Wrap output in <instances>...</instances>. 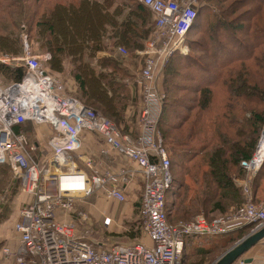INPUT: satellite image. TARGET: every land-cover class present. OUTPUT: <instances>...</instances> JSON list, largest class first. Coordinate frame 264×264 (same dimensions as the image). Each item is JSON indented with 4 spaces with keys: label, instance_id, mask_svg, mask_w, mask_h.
<instances>
[{
    "label": "built area",
    "instance_id": "1",
    "mask_svg": "<svg viewBox=\"0 0 264 264\" xmlns=\"http://www.w3.org/2000/svg\"><path fill=\"white\" fill-rule=\"evenodd\" d=\"M138 1L156 20L142 50L143 66L133 79L143 102L137 138L121 131L97 109L66 94L63 80L47 65L50 51L33 54L25 43L21 57L0 54L1 63L26 67L21 81L6 86L0 83V165H8L30 195L15 224L17 247L1 248L9 264H183L190 239L226 235L247 224H254L253 230L264 226V200L254 203L252 198L212 220L199 214L191 220L169 222L167 196L174 178L159 130L166 98L159 81L173 56L189 53V33L197 9L207 0ZM120 51L125 54L127 49L121 46ZM29 122L43 132V144L32 141L24 128L15 129ZM84 130L103 138L107 147L102 153L115 151L130 158L143 174L140 226L151 244L112 245L94 237L93 218L79 203L99 190L110 201L126 202L121 184L126 185L135 172L96 170L95 161L79 154ZM257 154L251 163L244 162L247 167L261 165V147ZM105 218L107 229L112 221Z\"/></svg>",
    "mask_w": 264,
    "mask_h": 264
},
{
    "label": "trees",
    "instance_id": "2",
    "mask_svg": "<svg viewBox=\"0 0 264 264\" xmlns=\"http://www.w3.org/2000/svg\"><path fill=\"white\" fill-rule=\"evenodd\" d=\"M228 1L230 0H207L197 9L198 15L189 33L190 48L193 50L198 46L206 56L211 57L212 61L203 57L199 59L191 54L187 56L178 54L172 57L165 68L166 98L159 123L164 140L173 136L174 140L168 143L175 145V155L188 161L197 160L195 163H198L199 172V167L203 164L207 166L203 172L206 187L202 192H198L193 202L194 207H197V204L201 205H198L197 213L201 207L209 219L216 213H226L230 207H237L245 202L243 187L238 184V180L240 181V176L245 177L246 170L242 168L243 166L240 167V164L252 160L258 133L264 127V113L258 108H252L254 116L247 119L244 113L249 109L243 105L244 102L251 105L254 102L263 103L264 85L252 81V68L236 67L237 64H243L245 60L255 57L257 58L255 67L260 71L264 70V0H233L230 6L224 8L223 4ZM213 3L218 5V12L215 10L214 13H208L211 18L208 22L209 27L205 28V20L209 16L207 12ZM248 6L251 7L245 10L247 12L238 14L237 11ZM150 12V9L138 0H0V54L21 57L24 54V45L28 43L31 50L36 48L51 51L50 65L57 71L64 72L66 69L64 60L70 61V75L74 79L75 91L68 92L67 87L72 88L66 85L67 81H63L65 93L100 110L105 116L114 118L118 127L123 129L121 131H128L125 116L129 107L133 106V109L138 107V102H133L136 99L134 88L137 87L133 85L131 88L130 83L126 82L131 74L123 60L110 57L96 58V53L105 48L121 46L126 49H143L145 41L155 28ZM195 30L203 33L206 46L198 41H192V32ZM249 38H253L254 43L253 48L247 52L245 40ZM244 50L245 55L240 54ZM182 68L189 73L182 75L179 72ZM25 73L24 64L6 65L0 62V74L5 78L6 84L21 81ZM262 73L264 78V72ZM172 79H180L181 82L178 81L179 83L171 86ZM188 88L196 93L194 101H189L193 102L194 106L186 104L184 97L180 96L179 99L176 97L178 90L185 91ZM219 91L222 92V98H219L224 103L222 106L224 112L219 113V117L214 120L203 121L204 114L206 115L214 105L217 106ZM198 107L202 111L198 112L199 116L190 126L191 130L188 133L200 139L211 138L210 145L205 147H199L189 139L181 140L174 136L175 132L181 130L182 125L193 117L189 111ZM180 108L183 110L178 111ZM135 112L136 118L138 112ZM170 115L180 118L181 124L171 126L168 123ZM25 125H17L15 129L28 130ZM168 127L171 130H168ZM207 131L208 134L211 131V134L205 135ZM206 147L207 150L203 153L195 151ZM0 167L2 170L5 167L9 168L4 164ZM238 169L240 174H237ZM197 171L193 174L194 179L199 178L200 174ZM258 174L259 172L254 177H258ZM173 182L175 183L174 180ZM172 189L174 187L169 191ZM140 205V202L135 204L137 213ZM171 207L168 202L169 220L172 214ZM9 215L8 210L1 211L0 222L7 221ZM126 222V227L130 230L118 235L122 239L128 241L143 234L140 222L137 220ZM178 222L173 221L174 224ZM254 226L242 225L228 233L231 235L224 244H217L214 247L190 248L189 243L195 240L191 239L186 243L183 264H210L214 259V252L235 243L251 232ZM0 264H9L2 254Z\"/></svg>",
    "mask_w": 264,
    "mask_h": 264
},
{
    "label": "rangeland",
    "instance_id": "3",
    "mask_svg": "<svg viewBox=\"0 0 264 264\" xmlns=\"http://www.w3.org/2000/svg\"><path fill=\"white\" fill-rule=\"evenodd\" d=\"M232 2H233V0H230V1L226 2L225 4H223L224 8L230 6V4ZM217 7H218V5L216 3H213V6L211 7L210 11L207 12V15H209V16H207L208 18H206V20H205V28L209 27L208 22L210 21V18H211L210 14H208V13H210V12L214 13L215 10L218 12ZM250 7L251 6H248L246 8L244 7L237 12H238V14H240L239 12H244L247 8L249 10ZM245 12H247V11H245ZM205 40H206V38L203 35V33H199L198 30H195L194 32H192V41H198L199 43H202V45L206 46V43H204ZM245 41H246V44L248 46V48H247V52H248L250 50V48H253L252 44L254 43V41H253V38H249L248 40L246 39ZM130 50H133V49H130ZM236 52H238V51H236ZM38 53H42L41 50ZM238 53H240V52H238ZM244 53H246V50H244V52L240 53V54L243 55ZM190 54L192 56L194 55L195 57H197L199 59H201L203 57L206 59L209 58V60L212 61L211 57L209 55L206 56V53L202 52L198 48V46H197V48H193V50L190 48V51L188 54H180V55L187 56ZM255 65H257V58L254 57V58H251L250 60H245V62L243 64H237L236 67H240V68L246 67L248 69L252 68L251 69V72H252L251 77L253 79L252 81H254V83L259 82L262 85H264L262 83V82H264V78H262V75H263L262 71L264 72V70L260 71L259 69H257L255 67ZM179 72H181L182 75L189 73L185 68H182ZM163 73L164 74L160 78L159 85H160V87L165 89V87H164L165 82H166L165 70L163 71ZM179 80H176V79L170 80L171 86H174L175 84L181 82ZM68 84L70 85V83H68ZM188 84H191V83H187V84L185 83V85H188ZM66 90L68 92L75 91L73 88L70 89L68 87ZM134 90H135V95H136L135 98L136 99L134 98L135 100H133V102L134 103H136V101L138 102V107H137V109H138V108H140V105L142 103L141 97H140L141 92H139L138 89H135V88H134ZM190 90H192V89L188 88L185 91L178 90L176 92V94H177L176 97L178 99L180 96L184 97L183 99L186 100L187 101L186 104H188V103H190L189 101H194L193 98L196 95L195 92L193 93ZM221 96H222V92L219 91V93H217V99L219 100V101H217V106L215 107V105H214L213 108L209 109V111H211V112L207 111V114L209 113V115L204 114V118H202L203 121H206L207 119H209L208 121L214 120V119L219 117V115H220L219 113L224 112V110H223L224 108H222L224 103H222V99H221L222 97ZM219 97H221V98H219ZM220 102H221V104H220ZM179 104H181V101L179 102ZM190 104L193 106L195 105L193 102ZM243 105L244 106L246 105L249 109V111L246 110L247 113L243 112L245 115H247V119L248 118L252 119L254 116L253 112L251 111L252 108H258L259 110H261L264 113V102L263 103L254 102V103H252V105H251V103L248 104V103L244 102ZM89 107H91V106H89ZM137 109H135V110L138 112ZM95 110H96V108H95ZM180 110H183V109L182 108L178 109V111H180ZM98 111H100V110H98ZM185 111L187 112V110H185ZM201 111H202V109H200L199 107L195 108L193 111H189V112H192L191 114L193 115V117H191V119L192 118L193 119L192 120L190 119L186 123H184L181 127L182 129L177 131V132H179V134H177V132H175L174 136H177L181 140L182 139H186V140L189 139V141H192V143L197 144L199 147H201V146L205 147V146L210 145L211 138L210 139H204L202 137V139H200L197 136L196 137L190 136L188 133L191 130L190 126L193 125V122L195 123L196 118L199 116L198 112H201ZM105 117L110 118L113 121L115 120L114 118H111L108 116H105ZM181 122H182V120L180 118L172 117L171 115L168 119V123H170L171 126H173L174 124H175V126H178L181 124ZM25 126L28 127V130H26V131L28 132L29 135H31L30 137H31L32 141H37V142L40 141V142H42L41 144H43V140H44L42 137L44 135L43 132H40V129L37 127H34L31 123H27ZM48 127H50V126H43L44 129H47ZM211 129H213V128L211 127ZM164 130L165 129H163V131ZM168 130H171V128L168 127ZM132 131H135L134 127H133ZM164 132H166V131H164ZM162 133L163 132L160 131V135L163 139V143L165 144L168 156L172 161L171 173H173V178L175 181V183L173 182V186H172V187H174V189L169 191L168 196H167V201L169 202V206H172L171 207L172 208V212H171L172 214H171V219L169 220V222L173 223V221L178 222L180 220L181 221L191 220V219L195 218L196 216H198L199 214H204L201 207H200V212L197 213V210L199 208L198 207L199 204H197L198 208L194 207L195 202H193V201L197 197L198 192L199 191L202 192L205 189L204 187H206L205 181L203 182V172L205 171V169H207V166L203 164L202 167H199L200 168V172H199V171H197L198 163L197 164L195 163L197 160L188 161V160H186V158H183V157L180 158L178 155H175V145L168 143V141L174 140L173 136H171V137L169 136V138L167 140L166 139L164 140ZM207 134H208V131L206 132L205 135H207ZM210 134H211V131H210ZM210 134H208V135H210ZM38 137H40V139ZM190 138H192V139H190ZM257 141L258 142H257L256 148L254 150V154H253L254 156H253L252 160H254V158L256 156L255 154H257L258 149L264 145V127H262L260 129V131L258 133ZM206 150H207V147L205 149L198 148L195 151L196 152L200 151V153L201 152L203 153ZM263 151H264V149H263ZM201 158L202 157H200V159ZM252 160L243 161L240 164V167L243 166L242 168H244L247 172L245 171V173H246L245 177H241V176L239 177L240 181L238 180V184L239 185L241 184L243 187L242 190L244 191V194H245V202H247L248 198H252L254 203H259V202L264 200V194L262 195V197L260 199H256L255 196H256V194H258L257 192L259 190L261 191L264 188V160L261 163V165H259L257 168L247 167L244 162H247V164H249L252 162ZM195 171L199 172V174H200L199 178H197V179H194V177H193V174L195 173ZM239 172H240V170L238 169L237 174H240ZM258 172H259V174H258V177L255 176L257 178V180L255 181L254 175H256ZM214 186L215 185H213V187ZM23 188L24 187H23L22 179L19 178L18 175H15L14 172L10 169V167L9 168L5 167L3 170L0 167V212L1 211L6 212L8 210V213H11L10 214L11 218H12V216H15V215L17 216L19 214L20 210L24 207L26 202H28L30 200V195L28 193H25L23 191ZM208 191H209V187H208ZM102 192L103 191L99 190L96 193H94L91 197L86 199L87 200L86 204L89 206L90 205L89 201L92 202V198L97 197L98 195H101L100 193H102ZM141 192H140V194H141ZM140 194L137 196V199H139L141 197ZM129 200H130V197L128 195L126 202L119 203V205H118L119 207H118L117 212L114 216L116 218V220H119L120 210L122 209V207L127 206V204L130 202ZM114 204H116V203H114ZM243 204H241V205H243ZM241 205L237 206V207L232 206L227 210V212H231L232 210H235L236 208L241 207ZM199 206H201V205H199ZM113 208H115V206L112 205L110 207V209H113ZM208 208H210V206H208ZM133 211L134 212H132V215H130L131 217L129 216L130 218H128V220L133 221V222H135V220H137L141 224L142 218L140 217V211L137 213L135 208ZM89 213H92L90 216H91V218H93V223H94L93 225L95 228L94 237L97 239H100L105 244L114 245V243H116V242H118V243L124 242V243L130 244V243L138 242L140 240L142 241L143 234L136 240H129L128 242H126L124 239H122L120 236H118L119 234L115 233V231H120V232L125 231L124 229L130 230L129 228L126 227V223H127L126 221H125V224L123 221L121 223H119L118 224L119 229H117V230H114L110 227H108L106 230L104 227L106 220L102 217H100V219L99 218L95 219L93 212L89 211ZM226 213H223V214L216 213L217 215L214 214L215 216L213 218L218 217V216H222ZM204 215L206 216V214H204ZM213 218L209 219L207 217V219H209V220H212ZM121 224H123V228H120ZM14 226H15V223H14L13 227ZM13 227H12V222H10L9 229H8L9 233L12 232ZM112 231H113V233H112ZM5 233H7V230ZM4 236L5 235H1V233H0V249L2 248L3 245H5V242H6L4 239ZM1 254L2 253L0 250V257H1Z\"/></svg>",
    "mask_w": 264,
    "mask_h": 264
},
{
    "label": "crops",
    "instance_id": "4",
    "mask_svg": "<svg viewBox=\"0 0 264 264\" xmlns=\"http://www.w3.org/2000/svg\"><path fill=\"white\" fill-rule=\"evenodd\" d=\"M150 15L153 17L154 22H155L156 16H154L152 12H150ZM152 33H151V35H152ZM146 41L144 43L145 46H146ZM143 49L142 48L141 49L135 48L133 50L127 49V52L125 54H122V52L120 51V47L105 48V49H102L96 53V58L110 57V58H114L117 60L118 59L123 60V64L127 67L129 74H131L130 78L126 79V82H129L130 83L129 86L131 88H133L132 86L134 85V83H133L134 82L133 81L134 76L136 75L137 72H139L141 70L143 63H144L143 53H142ZM32 51H33V54H40V55L43 53L49 52V51H41L42 53H38V52H40V50H38L36 48L35 49L32 48ZM12 56H14V55H12ZM14 57H20V56H14ZM50 64L51 63L49 61V63H47L49 68L53 72H55L58 76H60L63 81H67L66 85L68 83H70V85L69 84L68 85L71 86L72 88H75L74 79L70 75V69H71L70 61L64 60V65L66 66V69L64 70V72H60V71L53 69ZM6 65H11V64H6ZM0 83L2 85H5V86L9 84V83L6 84L7 82H6L5 78H3L1 74H0ZM136 87L139 90V92H141L140 88L138 86H136ZM142 107H143V102L141 103L140 108H138V113H137L136 118L134 117V115H135L134 113H136L135 112L136 110L133 109V106L129 107L127 109V112H126L125 117H126V121H127V126H129L130 129L128 127V131L124 130L123 132L130 134L133 138H137L138 135L141 133L139 121H140V117H141L140 113H141ZM29 123H31L34 126V124L32 122H29ZM133 127L135 128V131H132ZM82 140H83V143L81 146L82 149L79 151V154L83 155L84 157L91 158L93 161H95V164H96L95 168L100 173H106V172L119 173L120 171L125 170V169H129V170H132L135 172L134 173L135 176H133L130 179V181L126 183V185H125V183L121 184V186L125 190L127 196L129 195V197H130L129 201L130 202L127 204V206L122 207V209L120 210L119 220H116V218L114 217L116 212H117V209L119 207L118 206L119 203H117L116 201H113V200L112 201L108 200L107 197L105 196L104 192L100 193L101 195H98L97 197H93L92 202L89 201V204H90L89 206L86 204V201H87L86 199H83L79 203V208L81 210H87V211L89 210V211L93 212L95 219H98V218L100 219V217H102L106 220L107 218H105V216H109L111 218V221L113 220L109 224L110 225L109 227L114 229V230H117V229H119L118 224L121 223L122 221L125 224V221H127L128 218L131 217L130 215H132V212H134L133 211L134 208H135V210L137 209L135 204L139 203V200L141 197L139 199H137V196L140 194L141 191L143 192V189H144L143 188L144 176H143V174H141L139 172L137 164L135 162H133V160H131L130 158H128L126 156L124 157L115 151H110L108 154L102 153L101 151L103 149H106L107 146H105V142L99 134L84 130L82 132ZM121 179H122V177H120V182H121ZM142 192H141L140 196L142 195ZM257 193L258 194H256L255 198L260 199L262 197V195L264 194V188L261 191L259 190ZM114 203H116V204H114ZM112 205L115 206V208L110 209V207ZM91 214L92 213H90V215ZM19 215H20V212L17 216L16 215L12 216V218H11V215H9L10 218L7 221L0 222V233H1V235H5L4 236V239L6 241L5 245H7L12 250L17 247L18 241H19L15 226L13 227L14 223H16L17 220L19 219ZM10 222H12V227H13L11 233L8 232ZM120 228H123V224L120 225ZM6 230H7V233H5ZM124 230L125 231H122L123 233L127 232L128 229L127 230L124 229ZM113 231H112V233H113ZM122 232L115 231L116 234H121ZM230 235L226 234V235H218V236H214V237L199 238L196 240H192L189 243V246H190V248H192V246L193 247H195V246L200 247L201 246V247H206V248L214 247L217 244H224L225 241L228 239V237H230ZM136 239H138V238H136ZM136 239H128V241L129 240H136ZM240 239H242V238H240ZM240 239H238L237 241H239ZM190 240H188V242ZM128 241H126V242H128ZM142 241L147 243V244H151L150 239L146 235H144V233H143ZM237 241L233 244L232 243L229 244L228 247H226V248L220 249V251L214 252V254H213L214 259L211 260L210 264H214L215 261L223 253H225L230 247H232L234 244H236ZM123 244H129V243L123 242ZM245 259H251L252 261L246 262ZM234 264H264V239L261 240V242H259L257 244V246L253 247L251 250H249L247 253H245L243 255V258L236 261Z\"/></svg>",
    "mask_w": 264,
    "mask_h": 264
},
{
    "label": "water",
    "instance_id": "5",
    "mask_svg": "<svg viewBox=\"0 0 264 264\" xmlns=\"http://www.w3.org/2000/svg\"><path fill=\"white\" fill-rule=\"evenodd\" d=\"M264 239V226L252 230L242 239L237 241L225 253H223L214 264H234L236 261L243 258V255L257 246ZM246 262H251V259H245Z\"/></svg>",
    "mask_w": 264,
    "mask_h": 264
},
{
    "label": "bare ground",
    "instance_id": "6",
    "mask_svg": "<svg viewBox=\"0 0 264 264\" xmlns=\"http://www.w3.org/2000/svg\"><path fill=\"white\" fill-rule=\"evenodd\" d=\"M263 149H264V145L261 147V156H262ZM261 156H259V157L261 158ZM260 158L258 160H260Z\"/></svg>",
    "mask_w": 264,
    "mask_h": 264
}]
</instances>
